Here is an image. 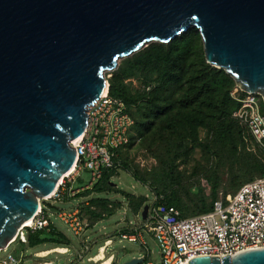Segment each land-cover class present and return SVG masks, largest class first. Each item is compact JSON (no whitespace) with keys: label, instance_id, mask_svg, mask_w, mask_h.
<instances>
[{"label":"water","instance_id":"water-1","mask_svg":"<svg viewBox=\"0 0 264 264\" xmlns=\"http://www.w3.org/2000/svg\"><path fill=\"white\" fill-rule=\"evenodd\" d=\"M190 27L206 62L264 107V0H0V249L74 163L105 73ZM185 264H264V247Z\"/></svg>","mask_w":264,"mask_h":264},{"label":"built area","instance_id":"built-area-1","mask_svg":"<svg viewBox=\"0 0 264 264\" xmlns=\"http://www.w3.org/2000/svg\"><path fill=\"white\" fill-rule=\"evenodd\" d=\"M240 92L243 94L240 95ZM230 95L238 103L232 117L246 127L256 149L264 156V107L261 96L245 93L236 84ZM88 108L86 128L77 142H71L76 151L74 163L57 183L51 196L41 200L33 223L25 227L32 231L56 228L47 214L51 210L80 239V249L69 264H83L84 261L100 263L96 260L100 253L110 259L112 264L115 255L111 252L105 255L113 243L111 238L105 239L98 246L97 253L89 256L93 248L92 241L86 235L90 224L82 214L80 199L101 179L105 169L117 167V151L128 143L134 119L123 100L109 95L108 84L101 96ZM84 172L87 173L86 178H82ZM44 201L51 203L44 204ZM56 204L66 207L59 208ZM147 205L146 217L141 218L140 223L130 222L129 231L117 230L114 235L142 247L143 251L137 256L141 262L137 264H156L146 239L155 242L158 247V264H185L197 256L222 257L224 254L233 255L239 251L264 247V174L241 184L235 193L214 200L211 209L200 214L183 217L176 207L166 205L162 195L157 194H153ZM25 227L18 231L16 238L5 248L0 249V264H23L21 253L7 252L2 255V252L20 235L23 236L22 230ZM57 249L41 253L70 252L69 247H64V252ZM41 253L34 255L42 256Z\"/></svg>","mask_w":264,"mask_h":264},{"label":"rangeland","instance_id":"rangeland-1","mask_svg":"<svg viewBox=\"0 0 264 264\" xmlns=\"http://www.w3.org/2000/svg\"><path fill=\"white\" fill-rule=\"evenodd\" d=\"M191 28L196 27H190L189 29ZM196 30L200 35L198 28ZM198 48L200 49L198 55L201 53L205 59L202 38ZM128 57L120 59L118 66ZM118 66L105 73L107 83H109L112 73ZM124 83L132 93L139 95L148 93L155 84L153 78L146 80L143 77L137 76L125 79ZM212 97L213 101L219 100L217 95ZM209 113H213V110L209 109ZM231 118L233 117L231 116ZM177 132L179 137L181 136L186 139V143H177L178 139L176 137L165 141V137L161 139L159 136H156V142L154 143L152 142L153 138L149 140L142 139L136 137L135 132H133L136 138L130 145L120 149L119 159H121L122 163H127L129 169L135 172L137 177L133 176L132 172H129L122 163L121 165L117 163L115 173L111 177V181L114 183L113 186L103 193H91L80 199L82 200V214L90 224L86 235L89 241H92L91 245L93 248L89 256L96 254L98 246L107 238H111L113 241L105 253L106 256L110 252L115 255L112 264H123L129 259L137 257L143 251L138 243L128 242L114 236L117 230L125 227V224L130 222L138 224L142 218L140 213L135 215L129 209L127 198L122 197V194L147 195V202H149L153 194H155V191L152 189L153 186L160 191H173L181 196L184 212L193 215L200 206V199H204L205 203L209 204L214 194L219 198L235 192L238 184L246 180L243 170L246 168V164L253 158L259 159L264 164V156L256 149L255 142L248 131L244 132V136L241 139L234 137L231 141L227 142L214 139L215 135L212 134L208 126L193 124L184 126L182 124L179 126ZM168 149L172 150L168 152ZM182 149L184 151L183 154L176 158L171 166V173H168L166 162L164 163L163 161L168 158V153L170 154V158H172L175 155L174 153L182 151ZM256 176L257 174L254 175V177ZM86 177L87 173L84 172L82 178ZM93 197L107 198L109 203L104 207L103 205L91 204L89 200ZM76 200L79 201V199ZM119 202L120 206H118ZM45 203L48 204L51 201H44ZM56 207L62 208L66 206L56 204ZM89 210L94 211L95 214H100L102 219L97 221L90 214ZM47 214L56 227L55 229L69 238V245L64 247H69L70 252L65 254L54 252L45 256L43 254H41L42 256H35V253L55 249L57 246L47 243L30 247L27 238L29 228L25 227L22 230L23 236L20 235L14 243L2 252V255L7 252H14V254L21 253L23 255V264L39 262L69 264L73 261L75 253L80 249L79 237L74 236L67 226L55 217L53 211H47ZM21 239H24V241ZM148 241L149 247L152 250L151 256L154 262L158 264L160 259L158 247L155 242ZM83 264H99V262L84 261Z\"/></svg>","mask_w":264,"mask_h":264},{"label":"trees","instance_id":"trees-1","mask_svg":"<svg viewBox=\"0 0 264 264\" xmlns=\"http://www.w3.org/2000/svg\"><path fill=\"white\" fill-rule=\"evenodd\" d=\"M200 41L201 37L196 28H191L170 43L154 42L149 44L124 59L112 73L108 83L109 95L123 100L129 114L134 119L128 143L123 147L130 145L136 137L148 140L153 138L152 142L155 143L156 136L161 139L165 137V141L176 137L177 143L184 144L186 139L179 137L177 132L182 124L184 126L191 124L208 126L212 134L215 135L214 139L226 142L231 141L234 137L241 139L244 132L248 131L245 126L231 118L232 112L238 107L237 101L230 95L235 81L223 69L212 67L206 63L201 53L198 55ZM132 76L143 77L146 80L153 78L154 87L143 95L132 93L124 83L125 79ZM242 94L240 92V95ZM214 95L219 97L218 101L212 100ZM209 109H212L213 113H209ZM120 149L117 151L115 162L121 165ZM171 150L168 149V152ZM183 152V149L177 151L172 158L168 153V158L163 161L166 162L168 173H171L172 164ZM122 165L132 172L127 163L124 162ZM115 169H105L101 179L83 196L91 193H103L113 186L111 177L114 175ZM243 172L246 180L238 184L237 189L241 184L263 175L264 164L259 159L253 158L246 164ZM132 174L137 177L135 172ZM255 174H257L256 177H254ZM152 189L155 194L162 195L166 205L176 207L183 217L192 216L184 212L183 200L177 193L160 191L154 186ZM124 194L122 197L127 198L129 209L135 215L141 213L143 206L147 204L146 196ZM216 199L218 198L215 194L209 204H206L204 199H200V206L193 215L210 210ZM107 200L104 197H93L89 202L104 207L109 203ZM118 204L120 206V202ZM89 212L97 221L102 219L100 214H95L91 210ZM28 230L27 238L30 247L47 243L64 247L70 243L69 238L55 228L49 231L46 229Z\"/></svg>","mask_w":264,"mask_h":264},{"label":"bare ground","instance_id":"bare-ground-1","mask_svg":"<svg viewBox=\"0 0 264 264\" xmlns=\"http://www.w3.org/2000/svg\"><path fill=\"white\" fill-rule=\"evenodd\" d=\"M80 137H81V136H79L78 138L74 139L73 142H77V140H78ZM70 168H71V167H69V168L63 173L62 176H64V174L67 173V172L70 170ZM62 176L59 178L58 182L61 180ZM58 182H57V183H58ZM54 189H55V188H54ZM54 189H53V191H54ZM53 191H52V192H53ZM52 192H51L50 194H48V195H45L43 198H44V199L49 198V197L51 196ZM39 209H40V203H39L38 209H37V211L35 212L34 216H32V217H30L29 219L25 220V221L23 222L22 226L18 229V231H19L22 227H25V226H27V225H31V224L33 223V220H34V218H35V215H36V213L39 211ZM17 233H18V232H17ZM16 235H17V234H16ZM16 235H15L11 240H14V239L16 238ZM57 250H58L59 252H64V251H65V250H64V247H58ZM41 254L46 255L47 252H44V253H41ZM96 258H97V259H96L97 261H100L99 264H110V262H111V260L108 259V258H106V257H104V255H103L102 253H100ZM101 261H102V262H101Z\"/></svg>","mask_w":264,"mask_h":264},{"label":"crops","instance_id":"crops-1","mask_svg":"<svg viewBox=\"0 0 264 264\" xmlns=\"http://www.w3.org/2000/svg\"><path fill=\"white\" fill-rule=\"evenodd\" d=\"M124 226H125V227H124V228H121V230L129 231L128 224H125ZM148 240H149V239H146V242H147V243L149 242ZM148 245H149V244H148Z\"/></svg>","mask_w":264,"mask_h":264}]
</instances>
